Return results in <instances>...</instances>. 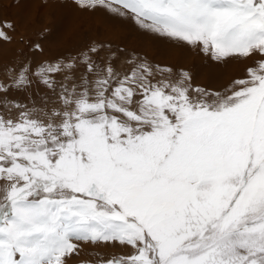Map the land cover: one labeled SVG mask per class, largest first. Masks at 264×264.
<instances>
[{
  "label": "snow or ice",
  "instance_id": "1",
  "mask_svg": "<svg viewBox=\"0 0 264 264\" xmlns=\"http://www.w3.org/2000/svg\"><path fill=\"white\" fill-rule=\"evenodd\" d=\"M49 3L245 70L213 90L111 39L21 51L0 79V264H264V0Z\"/></svg>",
  "mask_w": 264,
  "mask_h": 264
},
{
  "label": "rangeland",
  "instance_id": "2",
  "mask_svg": "<svg viewBox=\"0 0 264 264\" xmlns=\"http://www.w3.org/2000/svg\"><path fill=\"white\" fill-rule=\"evenodd\" d=\"M61 19L62 23H57ZM6 23L14 25L15 31L3 28L13 37V42H0V79L4 78L6 66H11L21 51L27 59L39 63L75 54L85 39H111L114 43H126L129 52L146 55L161 65L188 71L195 84L213 90L222 89L245 70V65L239 62L218 67L189 47H178L158 38L139 36L128 25L116 24L111 29L98 30L97 17L81 13L75 8L54 7L49 0H0V28ZM35 43L42 45L43 54L31 50ZM10 95L21 102H28L26 94L13 92ZM100 251L120 252V249ZM93 258V255L83 257ZM80 259L75 258L73 264H79Z\"/></svg>",
  "mask_w": 264,
  "mask_h": 264
}]
</instances>
